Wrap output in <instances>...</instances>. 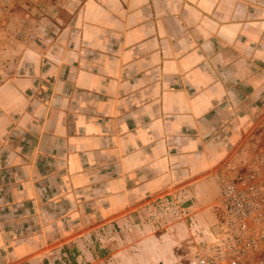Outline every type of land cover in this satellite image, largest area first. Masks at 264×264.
<instances>
[{
    "label": "crops",
    "instance_id": "0c3cea01",
    "mask_svg": "<svg viewBox=\"0 0 264 264\" xmlns=\"http://www.w3.org/2000/svg\"><path fill=\"white\" fill-rule=\"evenodd\" d=\"M79 3L48 43L0 33V264H171L251 158L264 0Z\"/></svg>",
    "mask_w": 264,
    "mask_h": 264
},
{
    "label": "rangeland",
    "instance_id": "374dc122",
    "mask_svg": "<svg viewBox=\"0 0 264 264\" xmlns=\"http://www.w3.org/2000/svg\"><path fill=\"white\" fill-rule=\"evenodd\" d=\"M80 1L81 0H47V2H45V0H27L28 8L26 9V11L21 9V11L19 12L18 10H20V6L16 5V7H14L12 10V14L14 15L10 16L9 20L15 22L6 23V21H8L7 18L9 15L6 12V9L4 10L3 7H6L5 4H8V2L5 0H0V33L2 31L3 36H12L17 39L25 37L27 38L28 42L34 43L36 45H40L43 42L48 43L51 39H54L56 36L60 35V28H62L61 25L69 15V12H67L66 9H77L80 6ZM47 3L51 5L50 7H48V9L45 7ZM18 15H20V21ZM54 25H57L59 29H55L53 27ZM257 116V122L250 130L249 142L251 149V158L246 159V164H249L257 154L264 157V110ZM223 166V178L220 179V182L217 185L216 191H218V193L216 194L213 203V205L215 204L214 210L217 224L216 232L213 233L212 236H207L206 234H204L203 228L201 226L206 224V217V220L204 221L193 219L194 221L191 225H189V228L192 227L194 229L195 232L193 233H196L195 238L197 239V244L191 249L187 248V252L184 254L183 258H181V260L173 261L171 264H193L196 251L212 247L215 240L221 235V226L223 221L222 210L220 208L221 187L225 182L230 181V176L232 174H236L238 172V170H234L232 168L230 169V157L226 159ZM162 198L163 196H157L153 201L155 202L157 200H161ZM176 206H178V204L175 205V207ZM164 210L166 212V219H169L170 222H175L174 220L177 219V212L176 209L173 208V205L167 204ZM254 227L255 232H262V229L264 227V216L262 220L254 223ZM199 229H201V231H199ZM117 236L111 237L113 238V240H111L113 244L129 242L130 236L125 234H120L119 237ZM92 239L93 240H89V242L100 243V239L98 236H96L95 238L92 237ZM116 240H118V242H115ZM260 249L261 250L257 253H242V246L236 245L235 247L230 248V252H228L225 262L226 264H232L233 261L236 260V258H239L237 259V264H257L259 261L264 262V241L261 242ZM239 254H241V257H238ZM88 256L89 258H91L90 255ZM56 257H59V255H57ZM60 259L62 260V264H70L67 259ZM89 261L93 260L89 259Z\"/></svg>",
    "mask_w": 264,
    "mask_h": 264
},
{
    "label": "built area",
    "instance_id": "2783aa9c",
    "mask_svg": "<svg viewBox=\"0 0 264 264\" xmlns=\"http://www.w3.org/2000/svg\"><path fill=\"white\" fill-rule=\"evenodd\" d=\"M221 235L214 245L196 251L193 264H226L231 247L241 245L242 253H257L264 241L262 232H255L254 223L264 216V157L255 155L221 187ZM241 257V254L238 255ZM237 259L232 264H237ZM257 264H264L259 261Z\"/></svg>",
    "mask_w": 264,
    "mask_h": 264
}]
</instances>
